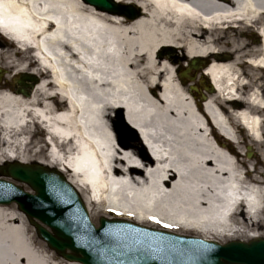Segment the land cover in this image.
<instances>
[{"label":"bare ground","instance_id":"bare-ground-1","mask_svg":"<svg viewBox=\"0 0 264 264\" xmlns=\"http://www.w3.org/2000/svg\"><path fill=\"white\" fill-rule=\"evenodd\" d=\"M115 1L142 12L131 19L83 0H0V21L29 44L11 71L41 76L30 97L0 86V164L57 168L33 158L43 148L33 152L29 134L40 123L59 137L52 136L58 169L91 217L103 211L232 238L239 212L253 221L264 211V186L241 156L236 126L264 145V0ZM4 46L0 61L19 55ZM175 48L190 63L208 62L213 92L186 83ZM28 219L0 203V264H83L38 245Z\"/></svg>","mask_w":264,"mask_h":264},{"label":"water","instance_id":"water-1","mask_svg":"<svg viewBox=\"0 0 264 264\" xmlns=\"http://www.w3.org/2000/svg\"><path fill=\"white\" fill-rule=\"evenodd\" d=\"M84 1L103 11L122 13L115 0ZM139 11L128 9V17L136 18ZM17 81L21 86L33 81V90L40 82L31 72H23ZM19 93L32 95L30 90ZM0 170L35 191L0 178V203L16 202L39 235L69 260L84 264H264V238L221 244L105 217L96 227L79 193L60 171L20 162H7Z\"/></svg>","mask_w":264,"mask_h":264},{"label":"rangeland","instance_id":"rangeland-1","mask_svg":"<svg viewBox=\"0 0 264 264\" xmlns=\"http://www.w3.org/2000/svg\"><path fill=\"white\" fill-rule=\"evenodd\" d=\"M119 3H120L119 5H121V6H119V7L117 6V9L119 11H121V12L126 11V9H136V8H138V6H136V4L131 3V2H119ZM121 15L124 16V14H121ZM252 37L256 38V37H258V35L254 34ZM5 44H8V43H5ZM10 45L13 48L12 49L13 53H19V55H17V54L13 55L12 58L10 60H7V61H4V60L0 61V69H4L7 72L8 78H12V76L14 74V72L11 71L12 70L11 68L14 65H17V63H21L22 62L20 60L19 56L20 55H27L24 51H21V50L17 49V47L13 43H9V46ZM5 48H7V47H5ZM173 52H175V54H177V56H179V57H181V55H182V50L179 49V48H175V50H173ZM164 53H166V50L161 52V54H164ZM167 53H168V51H167ZM22 63H24V62H22ZM180 63L184 66L185 69L190 66V60L189 59H184V58L181 57L178 60V62L176 63V66L178 64H180ZM190 74L194 78L193 79L186 78V80H187L186 83L194 84L195 82H197V85L200 86V80H202V78L200 77L198 72H196L195 69H192ZM204 83H205V86H210V83H209L208 79L205 80ZM204 88L208 92V89L206 87H204ZM33 129H34V132L29 134V136L30 135L32 136V138H31V140H32L31 141L32 142L31 146H33V148H31V150L33 149L32 151L35 152L36 149L39 146H41L43 148L42 152H40V154H38V155H33V158H46V148H45V146H42L43 143H44V137H43L44 136V131L42 132V129L40 128L39 125L33 126ZM240 137H241V140H243V143H244L243 144V147H244V151L243 152L244 153L241 156L246 161H249V162L252 163V165H253V168H252L253 169V171H252L253 174L260 177V179L262 181V185L264 186V165L262 163L263 162V156L261 155L262 150H264V145H260V144H257L256 142L252 141V139L246 133L245 130L243 132L240 131ZM250 144L254 148L253 149L254 153L252 154V157L248 156V152H250V149L247 148V145H250ZM8 151L10 153H12V150L8 149ZM10 162L14 163V162H17V161L11 160ZM3 164L6 165L7 163L6 164L3 163ZM31 164H36V162L35 163H31ZM0 178L13 181L17 185L21 186L24 190L34 192L29 185H27L26 183H22V182H20V181H18L16 179H13L12 177H10L8 175H5L1 170H0ZM8 205L10 206L11 209H15L18 212L21 211L19 206H18V204L15 203V202H12V203H10ZM94 212H96V208H94ZM94 212H93V214H94ZM90 216H91V214H90ZM92 216L93 217H91V220L97 226L99 225L100 219L103 216L109 217V218H116V216H114V214H106L103 211H100L96 215H92ZM243 217H244V213L239 212L234 218V221L236 223L235 225L239 229V232L235 236H233L232 238L231 237L220 238L219 239L220 242H228L230 240H245V241H249V240L252 239L250 237V234H252V233H259L261 235V237L264 238V211L262 213H260L258 219H255L253 221H251L250 219H247L248 221H246ZM145 226H148V225H145ZM154 228H156V227H154ZM28 231L30 232V234H32L34 241L38 245H47V243L44 240H42V238L39 236L35 225L32 224L29 219H28ZM187 235H192V234H187Z\"/></svg>","mask_w":264,"mask_h":264},{"label":"flooded vegetation","instance_id":"flooded-vegetation-1","mask_svg":"<svg viewBox=\"0 0 264 264\" xmlns=\"http://www.w3.org/2000/svg\"><path fill=\"white\" fill-rule=\"evenodd\" d=\"M19 73H14L12 78H8L6 76V73L3 74V76L1 77L0 80V86L5 85L6 87H8L9 89H12L14 91H19V90H30V85L33 83V81H26V85H19L18 81L20 78V76H18ZM40 76V75H39ZM41 78V76H40ZM248 78V76H247ZM201 103L204 102V96L201 95Z\"/></svg>","mask_w":264,"mask_h":264}]
</instances>
